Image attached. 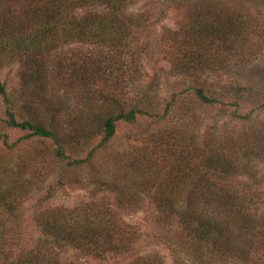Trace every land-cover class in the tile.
<instances>
[{"label":"trees","instance_id":"16d2710c","mask_svg":"<svg viewBox=\"0 0 264 264\" xmlns=\"http://www.w3.org/2000/svg\"><path fill=\"white\" fill-rule=\"evenodd\" d=\"M240 1L264 7V0ZM139 2L0 0V68L15 65L19 73L15 88L9 89L0 78L3 121L6 127L22 131V138L51 141L57 159L79 167L90 163L99 147L108 146L119 123L134 125L141 119L152 125L162 123L178 106L182 117L194 123L193 129L182 126L183 121L165 132L147 135L167 163L165 177L152 174V161L142 154L139 158L135 150H128L125 158L117 156V169H126V178L138 176L135 189L154 202L160 223L180 227L181 237L171 246L187 259L176 264L189 260L264 264V121L233 139L216 119L206 126L192 107L193 100L204 107L220 105L230 110L232 119L243 122L264 110L263 64L249 67L261 60L262 23L260 27L240 11L218 8L206 0H163L157 15L171 8L184 10L183 20L170 30L174 51L169 55L168 72L196 83L171 92L160 103L158 96L146 90L133 92L141 78L143 55L153 56L138 49L149 23ZM244 68L253 72L247 83L238 75ZM226 71L238 74L215 88L209 77L218 79ZM69 84L86 100L76 113L66 101ZM62 87L61 93L54 92ZM53 95L58 97L57 106ZM244 107L248 109L241 111ZM62 108L63 119L56 115ZM0 140L10 148L16 144L8 141L7 133H0ZM107 173L96 172L82 184L91 182L116 194L119 206L144 203L143 197L119 184L118 172ZM63 182L60 174L57 183ZM1 187L0 211L19 224L18 209L32 189L40 187L30 182ZM50 195L47 191L38 197L41 203L30 216L32 228L21 227L18 241L10 239L6 224L0 225V264H119L121 260L124 264H161L137 254V227L108 205L92 201L71 208H46L42 202ZM26 219L21 216V223ZM177 242L180 247H175ZM129 255L135 256L128 260Z\"/></svg>","mask_w":264,"mask_h":264},{"label":"rangeland","instance_id":"374dc122","mask_svg":"<svg viewBox=\"0 0 264 264\" xmlns=\"http://www.w3.org/2000/svg\"><path fill=\"white\" fill-rule=\"evenodd\" d=\"M209 1L215 7H228L231 10L240 11L242 15L249 17L250 22L257 21V25L262 23L264 29V7H256L253 4L240 0H206ZM140 11H142L145 17L148 19V29L143 35L140 36L138 49L143 51H150L153 56L143 55L141 65V78L139 79L138 87L133 88L137 92L142 93L148 91L154 96H158L160 103H163L168 99L169 95L173 91L186 87L187 84L196 83L191 78L184 79L176 75H172L168 72L170 69L169 55L174 51L169 37L170 30L176 29L183 20L184 10L180 8H171L163 14L157 15V10L164 7L163 0H140L138 3ZM156 17V18H155ZM259 42L257 43V45ZM73 46L76 43L72 44ZM264 42L259 44L260 49V61L251 63L249 67L254 65L257 67L263 64L264 68ZM86 48V45L84 49ZM259 57V56H258ZM259 60V58H257ZM259 67V68H261ZM248 68L240 69L238 73L220 72L219 78H215L213 75L209 77L212 79V84L215 88H219L224 82L232 80L235 75H240V80L243 83H247L250 75L253 74L252 70L247 72ZM255 69V68H254ZM258 69V68H256ZM255 71V70H254ZM0 78L5 81L9 89L17 87L19 81V73L15 65L4 66L0 68ZM71 86V84H69ZM72 88L67 90L66 101L70 104V108L76 113L82 106L83 97L80 98L79 91ZM62 88L54 90V92L61 93ZM106 88L104 83L101 90ZM52 99L58 105V97L52 96ZM82 101V102H81ZM86 101V100H84ZM192 104L196 111L206 121V126H210L211 122L216 119L221 130H226L233 134V139L240 132L248 131L249 129L259 127L264 121V110L254 114L252 119L247 122L232 119L229 116V109H222L220 105L211 107L201 106L196 100L192 101ZM4 103L2 97H0V133H7V139L9 142L16 141L13 147H7L0 140V187L7 188L13 186L16 188L19 185L30 182L37 183L40 189H32L30 197L24 201L23 207L18 209L17 219L9 221L7 219V213L0 211V225L6 224L10 229V239L12 241H18L19 233L22 228H32V219L30 216L34 214L36 207H38L41 201H37L38 197H44V194L48 191L51 193L50 197L42 202L46 208H71L75 205H82V203H94L101 205H108L112 210H115L118 217L123 218L128 223H133L139 231L138 244L135 248H138L137 254L140 256H148L150 259H156L161 261V264H176L181 258H186L184 252L179 248H173L172 242L179 241L181 237V230L178 224H164L160 223L158 217L161 215L157 212V208L150 200V197L142 195V191L135 189L138 176L131 175L126 178V169L120 167L117 169V156L119 158H125L129 155V151L135 150L138 153L139 158L143 156L147 157L146 160L152 161L153 171L152 174H157L158 179L165 177L167 163H164V159L161 158L160 152L154 151L152 141H148V136L153 132H162L169 130L174 124L181 123L188 129L195 127L194 123L182 117L181 108L175 106L169 117L162 123L155 125L149 124L146 119H141L134 125H126L119 123L117 126V132L114 139L108 143L105 147H99L92 155L90 163H85L83 166L72 167L66 165V161L57 159L54 156V144L49 140H41L36 138H22L23 132L16 129L6 127L3 121L4 116ZM248 107H244L241 111H245ZM53 113V110H50ZM50 113V112H49ZM64 108L58 110L56 115L62 117ZM180 124V125H181ZM99 138L90 142L88 147L96 144ZM145 139V140H144ZM128 141L134 142V144H127ZM87 147V146H86ZM129 150V151H128ZM87 148L85 149V152ZM116 157L114 158V154ZM142 154V155H141ZM72 156L73 154L70 153ZM81 155L80 153L77 155ZM170 156H167L169 159ZM93 164V166L91 165ZM264 171V166H262ZM104 171H108L107 174L119 173L121 177L119 184L125 188V191L136 194V196L143 197L144 203L141 206H119L116 194L107 193L100 187H96L95 184L87 182L86 179L96 172L99 175H103ZM136 174V172H134ZM62 175L64 182L58 184L57 179L59 175ZM138 174V173H137ZM37 180H39L37 182ZM81 180L79 183L78 181ZM20 182V183H19ZM36 185V184H35ZM134 200V199H133ZM25 216L26 220L22 223L20 221L21 216ZM22 227V228H21ZM175 247H180L179 242L174 244ZM135 255L127 257L132 260ZM154 257V258H153ZM91 264H100L97 261H91ZM119 264H124V260H121ZM188 264H197L189 260Z\"/></svg>","mask_w":264,"mask_h":264}]
</instances>
